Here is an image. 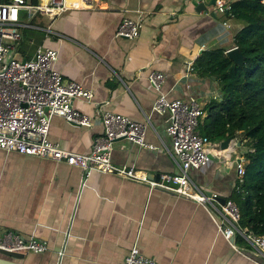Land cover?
I'll return each instance as SVG.
<instances>
[{"label": "crops", "instance_id": "obj_1", "mask_svg": "<svg viewBox=\"0 0 264 264\" xmlns=\"http://www.w3.org/2000/svg\"><path fill=\"white\" fill-rule=\"evenodd\" d=\"M212 11L197 13L191 0H101L93 9L68 10L54 18L39 13L30 17L22 10L17 56L31 59L38 47L55 49L54 68L92 93L90 100L72 101L75 110L91 118L90 126L55 115L48 139L68 151L88 153L94 138L103 134L101 109L135 121L149 115L145 142L159 146L158 133L169 146L167 114L151 110L157 92L147 75H165L161 92L168 99L194 97L202 107L220 99L216 78L200 77L185 67L187 62L193 66L203 50L226 52L234 46L243 21ZM125 17L140 21L138 37L115 36ZM25 40L29 50L21 49ZM232 141L225 152L210 142L211 161L190 170L198 185L216 191L220 199L233 200L238 188L235 163H244L249 149L245 140ZM111 160L155 178L177 171L167 153L127 139L114 143ZM0 229L47 244L42 253H0V264H122L134 244L158 264H257L234 250L207 210L193 200L117 175L95 170L86 175L63 161L2 149ZM234 242L244 244L239 236Z\"/></svg>", "mask_w": 264, "mask_h": 264}, {"label": "built area", "instance_id": "obj_2", "mask_svg": "<svg viewBox=\"0 0 264 264\" xmlns=\"http://www.w3.org/2000/svg\"><path fill=\"white\" fill-rule=\"evenodd\" d=\"M261 2L264 5V0ZM214 6L219 14L230 9L227 0H216ZM94 7L95 0H0V149L63 161L80 168L86 175L92 170L117 175L145 184L151 190L158 189L193 200L207 210L219 233L234 250L248 254L257 264H264V235L248 231L240 225V211L233 200L228 198L221 202L216 191L198 185L191 178V169L202 168L211 161V143L196 130L204 112L200 101L194 97L168 99L161 92L165 81L163 73L150 71L147 79L157 92L151 110L160 115L167 114L164 132L170 138L169 146L158 133L159 146L145 142L146 128L151 126L149 115L144 113L143 121H135L101 109L98 113L103 134L94 138L88 153L68 151L48 139L50 121L55 115L76 125L90 126L91 118L75 110L72 101L76 98L90 100L92 93L80 83L65 79L54 68L58 56L55 49L38 47L31 59L17 56L23 38L19 14L23 10L30 17L39 13L54 18L68 10ZM139 22L122 18L115 36L128 39L138 37ZM222 26L224 29L229 27L226 21L222 22ZM185 67L186 72L193 70L188 62ZM118 139H127L151 151L167 153L177 169L176 173H161L155 178L132 166L114 164L111 154ZM235 169L237 180L242 183L244 163L236 161ZM236 236L244 241L242 246L234 242ZM0 249L42 253L47 249V244L34 238L24 239L8 229H0ZM122 264L158 263L143 256L134 244Z\"/></svg>", "mask_w": 264, "mask_h": 264}, {"label": "trees", "instance_id": "obj_3", "mask_svg": "<svg viewBox=\"0 0 264 264\" xmlns=\"http://www.w3.org/2000/svg\"><path fill=\"white\" fill-rule=\"evenodd\" d=\"M229 4L222 15L243 21L233 37L243 62L234 63L221 48L203 50L194 60V72L215 77L221 93L220 99H211L202 107L204 115L196 130L214 144L228 137L249 143L243 182L231 198L235 196L240 225L264 235V5L256 0Z\"/></svg>", "mask_w": 264, "mask_h": 264}, {"label": "water", "instance_id": "obj_4", "mask_svg": "<svg viewBox=\"0 0 264 264\" xmlns=\"http://www.w3.org/2000/svg\"><path fill=\"white\" fill-rule=\"evenodd\" d=\"M256 1H261V0H256ZM191 2H193V4L195 3L196 12L202 13V12L207 11V9L209 7H213L216 0H191ZM212 12H213V15H215L214 11H212ZM227 55L230 59H232L234 61V63L239 64V65L242 64L243 54L239 51V49L237 47L229 49L227 51ZM214 78L215 77H212V79H214ZM219 96H221L220 92H219ZM230 142H231V138L228 137L224 141L219 143L218 148L221 150H225L229 147ZM220 200H221V202L224 201V199H220ZM0 253L10 255V256H20L21 255V253H18V252H8V251L1 250V249H0Z\"/></svg>", "mask_w": 264, "mask_h": 264}, {"label": "rangeland", "instance_id": "obj_5", "mask_svg": "<svg viewBox=\"0 0 264 264\" xmlns=\"http://www.w3.org/2000/svg\"><path fill=\"white\" fill-rule=\"evenodd\" d=\"M98 1H101V0H95V2L97 3ZM134 2L136 1V0H133ZM214 8H215V6H213V7H209L208 8V10H214ZM24 12V11H23ZM40 16V15H39ZM29 30H27L26 32H28ZM27 37V36H26ZM26 42H27V40H25L24 41V43H23V45L21 46L22 48L21 49H27L26 48V46H27V44H26ZM27 50H29V49H27ZM232 143H234V141H232L231 140V143L230 144H232ZM231 146V145H230ZM238 147V146H237ZM237 147H235L236 149L235 150H237ZM228 149V148H227ZM223 152H225L226 151V149L225 150H222ZM235 154V152L233 153V155ZM224 160V159H223ZM242 183H238V185L240 186ZM233 199L235 200V196L233 197ZM235 202V201H234ZM236 203V202H235ZM237 204V203H236Z\"/></svg>", "mask_w": 264, "mask_h": 264}, {"label": "clouds", "instance_id": "obj_6", "mask_svg": "<svg viewBox=\"0 0 264 264\" xmlns=\"http://www.w3.org/2000/svg\"><path fill=\"white\" fill-rule=\"evenodd\" d=\"M214 11H215V9H214Z\"/></svg>", "mask_w": 264, "mask_h": 264}]
</instances>
